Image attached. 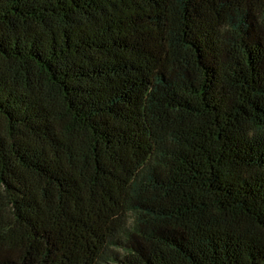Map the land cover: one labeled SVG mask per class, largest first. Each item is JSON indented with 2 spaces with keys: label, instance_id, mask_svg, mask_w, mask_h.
Instances as JSON below:
<instances>
[{
  "label": "trees",
  "instance_id": "1",
  "mask_svg": "<svg viewBox=\"0 0 264 264\" xmlns=\"http://www.w3.org/2000/svg\"><path fill=\"white\" fill-rule=\"evenodd\" d=\"M0 264H264V0H0Z\"/></svg>",
  "mask_w": 264,
  "mask_h": 264
}]
</instances>
